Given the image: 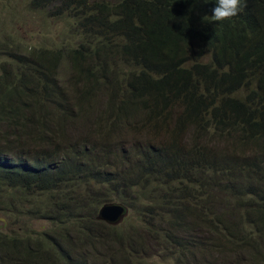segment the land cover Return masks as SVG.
Segmentation results:
<instances>
[{"label":"trees","instance_id":"1","mask_svg":"<svg viewBox=\"0 0 264 264\" xmlns=\"http://www.w3.org/2000/svg\"><path fill=\"white\" fill-rule=\"evenodd\" d=\"M8 2L71 43L0 40V264H264V0Z\"/></svg>","mask_w":264,"mask_h":264},{"label":"rangeland","instance_id":"2","mask_svg":"<svg viewBox=\"0 0 264 264\" xmlns=\"http://www.w3.org/2000/svg\"><path fill=\"white\" fill-rule=\"evenodd\" d=\"M29 13L33 14L34 16L31 17ZM38 12H34L32 8L29 7V5H25L24 7H18L13 5V3H9L8 0H0V40L1 38H4L6 36H12L13 40L15 42L14 45L11 46V48H17L18 42L21 41L22 45L29 50L32 47L36 48H43V47H55V46H68L71 42L67 38L68 35L66 33L65 36H60L61 33L64 32V25L63 24H50V22L60 19L57 18V15L55 17L48 16L46 12L40 13V15H35ZM42 14V16H41ZM50 24V26H49ZM21 26L26 27L25 31L27 32L25 38L22 33L20 32L19 28ZM61 32V33H60ZM1 44V43H0ZM9 44L6 49L0 47V72H1V66L3 62H9L11 65L13 64V59L8 58L10 57L7 53L9 48ZM26 53H29V51L26 49ZM3 86H7V84H4ZM22 88V87H20ZM18 88L17 90H20ZM4 88L2 86L0 87V91H2ZM6 89V88H5ZM30 105V101L27 105H25L27 108ZM103 114L100 112H95L92 116V119L90 124H93V118H103ZM130 137L134 138L135 133H130ZM130 138V139H132ZM141 204H146L144 209V216L136 215L133 217L136 224L140 225L141 218L151 220L152 222H157V216L154 213L153 209H157L155 205L151 204V202L144 201ZM100 209V208H99ZM16 212V211H15ZM15 212H11L8 217H12L15 215ZM4 215V214H3ZM7 218V216H5ZM4 216L0 215V224L5 225L4 223H7ZM29 220V219H28ZM125 221V220H124ZM122 222L120 224H117L115 226H120L122 224L128 225V221ZM105 222V221H104ZM107 223V222H106ZM108 224V223H107ZM16 225L14 228H19V224ZM50 224L44 219L43 221H37L36 222V228L43 229L48 227ZM6 226V225H5ZM156 259L158 264H174L173 261H169L167 259V256L164 252H160L158 256H156ZM222 258H220V263L222 264Z\"/></svg>","mask_w":264,"mask_h":264},{"label":"clouds","instance_id":"3","mask_svg":"<svg viewBox=\"0 0 264 264\" xmlns=\"http://www.w3.org/2000/svg\"><path fill=\"white\" fill-rule=\"evenodd\" d=\"M205 2H208V0H205ZM215 3L216 6L212 9V14L204 16L203 20L210 23L230 21L247 7V0H215Z\"/></svg>","mask_w":264,"mask_h":264},{"label":"water","instance_id":"4","mask_svg":"<svg viewBox=\"0 0 264 264\" xmlns=\"http://www.w3.org/2000/svg\"><path fill=\"white\" fill-rule=\"evenodd\" d=\"M129 207L120 201H110L104 203L97 214L99 220L109 224L117 225L122 223L129 216Z\"/></svg>","mask_w":264,"mask_h":264}]
</instances>
